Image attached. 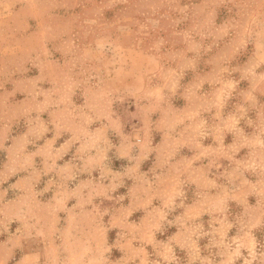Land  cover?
<instances>
[{"label": "rangeland", "instance_id": "obj_1", "mask_svg": "<svg viewBox=\"0 0 264 264\" xmlns=\"http://www.w3.org/2000/svg\"><path fill=\"white\" fill-rule=\"evenodd\" d=\"M0 264H264V0H0Z\"/></svg>", "mask_w": 264, "mask_h": 264}, {"label": "crops", "instance_id": "obj_2", "mask_svg": "<svg viewBox=\"0 0 264 264\" xmlns=\"http://www.w3.org/2000/svg\"><path fill=\"white\" fill-rule=\"evenodd\" d=\"M190 102H187V103H185V105H183V106H180V107H178L177 109H178V111H183V112H185L186 110H188V108H190L189 106H190ZM174 109H176L175 107H174ZM190 156H194V153H192Z\"/></svg>", "mask_w": 264, "mask_h": 264}]
</instances>
